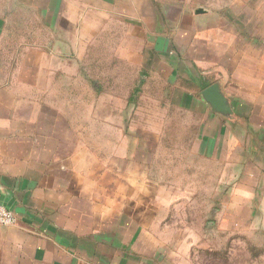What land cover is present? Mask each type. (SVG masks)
Here are the masks:
<instances>
[{"label": "rangeland", "instance_id": "rangeland-1", "mask_svg": "<svg viewBox=\"0 0 264 264\" xmlns=\"http://www.w3.org/2000/svg\"><path fill=\"white\" fill-rule=\"evenodd\" d=\"M182 2L189 22L174 17V0L172 23L159 6L133 17L121 2L75 0L54 13L10 0L0 14L27 18L22 43L45 48L28 56L41 65L27 71L37 85L28 93L59 112L62 153L74 136L77 232L117 233L126 264H264V145L248 152L244 117L213 113L192 82L196 73L221 81L252 106L253 123L264 121V39L246 40L264 38V0ZM107 251L115 264L117 249Z\"/></svg>", "mask_w": 264, "mask_h": 264}, {"label": "crops", "instance_id": "crops-1", "mask_svg": "<svg viewBox=\"0 0 264 264\" xmlns=\"http://www.w3.org/2000/svg\"><path fill=\"white\" fill-rule=\"evenodd\" d=\"M22 1L26 7L50 6L54 13L62 5H68L70 1L75 2V0ZM78 1H95L99 4L121 2V5L130 8L128 13L133 17L136 7L147 6L151 8L147 15H155V8L159 6L164 19L169 23L173 20L171 19L173 0ZM174 2L177 8L174 17L183 16L184 22L191 21L192 12L186 8L187 5L185 6L182 0ZM17 4L21 5V0H13L12 5ZM4 5L12 6L10 0H0V8ZM183 6L185 9L180 11ZM205 12L207 11L198 7L194 9L193 14L201 16L206 15ZM176 18L175 22L178 21ZM27 21V18L22 19L21 16L0 14V204L11 209L16 216L13 225L0 226V264H92L93 254L98 263L112 264L109 258L112 255L107 251L110 246L117 249L116 255L113 256L115 264H126L130 250L123 251L124 241L117 237V233L100 232L101 234L94 236L90 233L82 234L77 232L75 220L70 219V211L72 215L75 211L74 208L70 209L69 204L71 197L75 199V193L71 192L69 184L70 165L71 171L73 173L75 171L74 136L72 146H69L68 139L67 153H62L59 112L44 109L50 106L44 101L43 96L35 94V88L31 94L28 93V87H37L34 82L27 79L28 69L34 65L35 69L41 68L40 63L31 64V58L28 56L42 55L45 48L37 44L35 48L28 47L27 42L22 43V39L28 38ZM253 38L256 41L261 40L260 43L264 39L259 34L251 35L246 40L251 41ZM161 40L164 49L165 47L167 49L166 39ZM13 42L17 44L15 47ZM263 50L264 45L262 52ZM12 55L19 56L16 77H13L11 69ZM201 79L209 81V84L202 88ZM192 82L199 87L202 102L213 113L227 115L234 122L238 116L244 117L242 133L245 140L248 137L251 139V145L246 149L248 152L257 151L261 142L264 145V121L260 124L252 122L250 119L252 106L240 99L233 100L225 93L221 81H213L205 74H194ZM214 83L220 84L231 111L217 112L204 100L202 91ZM14 87L20 89L19 93ZM186 96L192 101L190 94ZM259 150L264 156V146L259 147ZM260 153V158H264ZM61 211L63 213L67 211L68 216L63 221L67 223L60 222Z\"/></svg>", "mask_w": 264, "mask_h": 264}, {"label": "water", "instance_id": "water-1", "mask_svg": "<svg viewBox=\"0 0 264 264\" xmlns=\"http://www.w3.org/2000/svg\"><path fill=\"white\" fill-rule=\"evenodd\" d=\"M204 100L217 112L225 113L228 107V99L221 90L219 83H214L202 91Z\"/></svg>", "mask_w": 264, "mask_h": 264}, {"label": "built area", "instance_id": "built-area-1", "mask_svg": "<svg viewBox=\"0 0 264 264\" xmlns=\"http://www.w3.org/2000/svg\"><path fill=\"white\" fill-rule=\"evenodd\" d=\"M16 222L14 212L6 206L0 204V226L13 225Z\"/></svg>", "mask_w": 264, "mask_h": 264}, {"label": "trees", "instance_id": "trees-1", "mask_svg": "<svg viewBox=\"0 0 264 264\" xmlns=\"http://www.w3.org/2000/svg\"><path fill=\"white\" fill-rule=\"evenodd\" d=\"M200 81L202 82V84H201L202 88H203V87H206V86L209 84V81H207V80H205V79H201ZM203 82H204V83H203Z\"/></svg>", "mask_w": 264, "mask_h": 264}]
</instances>
